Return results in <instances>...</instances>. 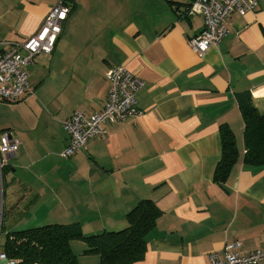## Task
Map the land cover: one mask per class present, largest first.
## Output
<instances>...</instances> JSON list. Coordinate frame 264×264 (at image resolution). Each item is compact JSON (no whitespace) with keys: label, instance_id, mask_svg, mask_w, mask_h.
<instances>
[{"label":"crops","instance_id":"obj_1","mask_svg":"<svg viewBox=\"0 0 264 264\" xmlns=\"http://www.w3.org/2000/svg\"><path fill=\"white\" fill-rule=\"evenodd\" d=\"M58 1L0 0V43H23ZM66 3L71 13L54 51L32 64L39 57L53 64L57 115L43 114V81L29 77L32 95L0 101L20 110L15 132L0 127L19 142L3 177L23 173L16 185L24 193L12 194L8 208L36 212L42 202L45 225L78 224L90 236L122 230L124 215L151 200L162 213L145 239L143 260L134 264H209L208 253L235 244L232 252L240 255L264 250V166L242 164L237 102L247 94L264 115V0L253 13L232 14L226 37L201 59L189 41L203 30V18L188 16L185 0ZM118 66L144 83L136 94L140 116L106 125L105 140H90L65 168H47L45 160L67 145L62 122L77 111L99 112L105 73ZM221 125L234 133L239 158L219 186L212 174L221 157ZM70 248L78 264H99L98 256L83 255V243L72 241Z\"/></svg>","mask_w":264,"mask_h":264},{"label":"built area","instance_id":"obj_2","mask_svg":"<svg viewBox=\"0 0 264 264\" xmlns=\"http://www.w3.org/2000/svg\"><path fill=\"white\" fill-rule=\"evenodd\" d=\"M188 16H201L203 30L189 41L190 50L198 57L212 47H216L228 34V21L232 14L244 15L253 13L259 0H185ZM71 13L66 0H59L53 5L34 35L23 43H0V101L15 103L24 96L32 95L33 89L28 81L26 68L34 62L35 56L50 55L56 46L62 29ZM108 90L105 103L99 112L86 115L81 111L74 112L62 122V131L67 138V145L60 157L68 159L86 150L90 140L102 141L107 136L106 125H114L136 119L140 112L136 107V94L144 83L133 73L122 66L109 68L105 73ZM19 142L11 133L0 134V210L2 199L3 170L8 164V157L14 155ZM1 219V214H0ZM226 246L222 253L210 252L207 255L209 264H260L264 263V250L257 249L247 254H236ZM0 264H21L10 259L1 247Z\"/></svg>","mask_w":264,"mask_h":264},{"label":"trees","instance_id":"obj_3","mask_svg":"<svg viewBox=\"0 0 264 264\" xmlns=\"http://www.w3.org/2000/svg\"><path fill=\"white\" fill-rule=\"evenodd\" d=\"M70 1V0H68ZM247 94L238 96V111L243 123L242 164L247 168L264 166V115H260ZM234 133L227 125L219 127L221 157L212 181L222 186L239 158ZM160 209L151 200H142L125 216L126 227L85 236L78 224L45 225L6 233L3 252L21 264H78L70 242L85 245L83 255H96L99 264H134L143 260L147 250L145 240L156 226ZM3 223L0 221V233Z\"/></svg>","mask_w":264,"mask_h":264},{"label":"rangeland","instance_id":"obj_4","mask_svg":"<svg viewBox=\"0 0 264 264\" xmlns=\"http://www.w3.org/2000/svg\"><path fill=\"white\" fill-rule=\"evenodd\" d=\"M37 62L29 66L27 69L29 75V82H33V80H37L38 82L43 81L42 86L40 87V93L41 95H44L47 104L43 102L42 111L43 114L48 118H53L57 115V110L53 109L56 107L57 100L60 99L58 96V86L56 85L54 81V74L52 73L49 75L50 66L53 65L49 61H47L44 57H39L36 59ZM52 70V69H51ZM56 75V73H55ZM68 76L66 73L64 79ZM20 110L18 108H15L14 105L11 104H0V127L4 128L7 127L8 129L15 132L14 124L16 123L18 116H19ZM3 130V131H1ZM0 130V134L2 132H5L4 129ZM8 132V130H6ZM10 132V131H9ZM59 154H52V158H49L45 160V163L47 165V168H50L51 166L55 165V168H65V164L67 162L73 161V159H63L61 158ZM45 164L42 162L37 165V169L42 170L45 166ZM16 175H12L10 173L4 172L3 177V183H2V199H1V219L3 223V229L1 234V247H3V242L5 240L6 233H12L16 231H22L29 228H38L42 227L46 224L48 221H43L44 216V208L42 207V202H39V205L36 206L38 210H27L26 212L18 213L15 208H8V204L10 203V199L13 197V195L16 194H23L24 191L23 188L20 185H16L18 182V176H21L23 173H15ZM14 179L15 183H13L11 180ZM11 183V184H8ZM49 194V193H48ZM44 197V194H42ZM34 196V195H33ZM51 198V194L48 195ZM31 197V199H34L32 196H28V199ZM21 199V197H15V202H18ZM27 199V203H28ZM33 205V203L31 204ZM30 205V206H31ZM41 207V208H39ZM27 208V207H26ZM15 225V226H14ZM93 236V235H90ZM79 242V241H75ZM80 243V242H79ZM3 249V248H2Z\"/></svg>","mask_w":264,"mask_h":264}]
</instances>
